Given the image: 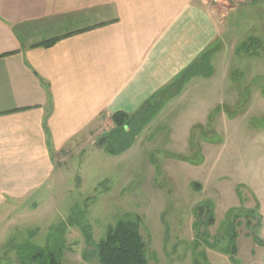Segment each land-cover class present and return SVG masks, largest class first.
Here are the masks:
<instances>
[{
	"label": "rangeland",
	"instance_id": "rangeland-1",
	"mask_svg": "<svg viewBox=\"0 0 264 264\" xmlns=\"http://www.w3.org/2000/svg\"><path fill=\"white\" fill-rule=\"evenodd\" d=\"M207 1L236 7L210 77L189 83L139 130L134 120L101 147L96 139L72 151L47 215L52 232L25 234L21 225L1 234L0 264H42L49 251L62 264H100L94 245L125 214L141 218L148 264H264V244L251 234L264 235L251 215L264 207V103L254 98L256 88L264 95V0ZM199 205L214 218L207 228L194 225ZM66 218L90 239L79 225L66 229ZM230 244L232 258L221 249ZM38 248L43 256L34 257Z\"/></svg>",
	"mask_w": 264,
	"mask_h": 264
},
{
	"label": "crops",
	"instance_id": "crops-1",
	"mask_svg": "<svg viewBox=\"0 0 264 264\" xmlns=\"http://www.w3.org/2000/svg\"><path fill=\"white\" fill-rule=\"evenodd\" d=\"M235 8L207 0H0V236L21 225L25 234H50L66 158L107 137L113 113L136 117L203 52L222 46ZM210 75L188 79L151 119ZM254 98L264 103L259 88Z\"/></svg>",
	"mask_w": 264,
	"mask_h": 264
},
{
	"label": "trees",
	"instance_id": "trees-1",
	"mask_svg": "<svg viewBox=\"0 0 264 264\" xmlns=\"http://www.w3.org/2000/svg\"><path fill=\"white\" fill-rule=\"evenodd\" d=\"M60 37L51 38L44 40L42 42L33 44V46H49L58 40ZM214 53V50H208L203 52L196 60L189 64L179 76L168 84L166 88H163L157 95V98L149 100L146 102L144 107L136 117L130 118L129 114L122 112H115L111 115V119L114 122V129L108 133L106 139L113 137L119 132H126L124 130L129 124L133 123L134 120H139L137 125V130L142 128L151 117L157 112L162 103H164L168 97L173 96L178 93L183 87L185 82L195 75L208 76L212 72L211 65V56ZM139 117V118H138ZM129 129V128H128ZM127 129V130H128ZM106 140V141H107ZM196 221L194 225L202 226L207 228L209 225L214 223V218L212 216L211 210L208 207L199 205L195 211ZM253 218H256V226L260 225L261 216L255 211H251ZM69 220V219H68ZM66 221L69 225L76 224L77 222ZM140 222L141 218L137 214H125L124 216L119 217L114 224L109 225L104 233V235L96 242L94 245V256L100 264H148L145 244L140 234ZM250 224V221H247ZM81 223V222H80ZM78 224L84 233L85 240L90 239L88 235V230L84 224ZM87 230V231H86ZM254 227L251 231V234L255 241L259 244H264L259 236L255 235L253 232ZM206 230H204V233ZM236 233L232 232L231 240ZM210 248H217L216 243L209 244ZM220 248V247H219ZM44 248H38L36 250L34 257L43 256ZM225 253L229 254V257L232 258L233 253L235 252V245L230 244L226 248H221ZM202 258L205 260L206 256L203 254ZM42 264H62L58 254L55 251H49L46 254V258L42 261ZM194 264H199L198 260L194 261ZM208 264V263H206Z\"/></svg>",
	"mask_w": 264,
	"mask_h": 264
},
{
	"label": "water",
	"instance_id": "water-1",
	"mask_svg": "<svg viewBox=\"0 0 264 264\" xmlns=\"http://www.w3.org/2000/svg\"><path fill=\"white\" fill-rule=\"evenodd\" d=\"M106 140V136H101L97 139V144L98 146H102V144L104 143V141ZM262 239V238H261ZM264 240V239H262Z\"/></svg>",
	"mask_w": 264,
	"mask_h": 264
},
{
	"label": "built area",
	"instance_id": "built-area-1",
	"mask_svg": "<svg viewBox=\"0 0 264 264\" xmlns=\"http://www.w3.org/2000/svg\"><path fill=\"white\" fill-rule=\"evenodd\" d=\"M215 1V0H214Z\"/></svg>",
	"mask_w": 264,
	"mask_h": 264
}]
</instances>
